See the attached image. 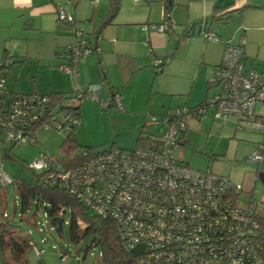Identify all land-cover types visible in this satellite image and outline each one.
Segmentation results:
<instances>
[{"label":"built area","instance_id":"obj_1","mask_svg":"<svg viewBox=\"0 0 264 264\" xmlns=\"http://www.w3.org/2000/svg\"><path fill=\"white\" fill-rule=\"evenodd\" d=\"M56 14L74 36L66 49L67 60L59 68L79 78L82 61L98 54L99 47L66 5H58ZM203 24L200 32L205 38L220 39L212 28H205V21ZM175 26L166 13L161 23L144 24L142 29L167 33ZM13 62L14 53L7 50L0 63V131L8 142L15 147L25 142L36 145V131L41 128L73 137L81 124L83 100L87 97L99 101L102 84L65 93L61 100L40 90L19 93L7 84ZM151 62L157 72L164 70L161 57L152 54ZM211 83L219 86L220 92L202 104L174 108L148 119L146 126L154 125L161 131L144 133V146L102 151L83 147L79 153L85 158L66 168L60 167L58 159L62 158L41 152L28 166L47 173L53 185L65 188L93 213L114 219L129 250L144 246L143 252L136 255V264H264V247L257 241V202L241 199L242 184L211 169L193 168L175 153L187 130L186 117L202 118L211 109L216 119L232 118L239 129L247 125L264 129V114L256 112V106L264 104V75L247 66L242 44L226 40ZM112 104L119 111L125 110L119 92L113 94ZM102 105L107 107V103ZM260 149L253 151L248 160L261 162ZM2 179L13 182L5 174ZM31 244L41 256L44 249Z\"/></svg>","mask_w":264,"mask_h":264},{"label":"crops","instance_id":"obj_2","mask_svg":"<svg viewBox=\"0 0 264 264\" xmlns=\"http://www.w3.org/2000/svg\"><path fill=\"white\" fill-rule=\"evenodd\" d=\"M58 5H66L82 27L93 28L91 32H87L90 38L96 41L100 50L98 54L82 61L79 78L63 71L65 74L56 73L50 66L53 63L60 66L66 62L67 46L74 41L69 27L58 21L56 14ZM216 8H219L218 12ZM110 9V0H0V32H6L9 25L14 23V18L20 17L25 20L27 27L32 26L37 30V40L40 42V47L33 51L30 40L24 45V41H16L11 36L4 40L0 38V48L2 47L0 63L6 56L7 44L13 46L16 43L19 53L16 56L13 51L14 59L15 57L21 59V65H25L26 60H37L39 70L36 75L31 76L30 86L18 84L21 89H27L26 93L33 90H40L43 93L48 91V94L65 93L85 88L89 84L101 83L98 102L102 107L103 103H107V107L99 108L98 112L105 117L120 119L128 124L127 130L115 132L114 136L104 140L103 143H111L110 148L118 142H125L127 135L132 137L136 147H139L140 135L147 133L144 121L149 114L164 115L174 108H192L220 92L221 88L213 85L211 80L222 61L227 39L235 44H242L247 66L264 75V0H122L114 21L100 30L102 20L109 15ZM228 11H232L230 14L240 13L239 24L231 25L229 29L218 30L221 34L219 40L207 39L201 32L186 36L194 23ZM166 13L170 14L176 25L173 30L158 33L153 29H142L144 24L161 23ZM83 22L87 23L83 25ZM152 54L163 59L162 72H157L152 66ZM15 62L17 61L14 60L12 68L10 67L11 71L9 69L7 74V77L10 75V79L14 81L17 75ZM46 69L51 74V82H46L44 72ZM7 84L9 85L8 81ZM115 92L121 94L125 107L124 111L118 113H114L113 109L116 107L112 104ZM106 108H109V111H105ZM208 113H211L215 120H219L214 117L212 110ZM83 114L85 113L82 103L80 126L85 125ZM204 117L197 118L193 115L186 117L187 130L183 134L180 147L175 151L176 156L185 163L190 152L187 145L193 143L188 138L190 126L201 124L203 131ZM236 128L240 131L237 124ZM245 131L241 139L246 141L244 146L246 152L259 151V146H264V129L249 128ZM78 134L79 130L75 138L80 144ZM258 136L262 142L257 141ZM209 139L210 135L206 137L202 149L209 157L206 160L207 165L211 167L209 169L228 176L234 183L242 184L240 195L246 192L242 199L246 203L255 200L259 215L264 216V147L260 149L263 160L259 163L249 161V153L246 156L245 167V164H240L237 160V155H227L228 150L224 152L212 149ZM233 145L237 149L241 146L237 141L233 142ZM5 153V157L8 158L9 153L7 151ZM190 157L192 159L195 156L191 154ZM3 182L4 180L0 179V184ZM1 193L0 191L2 223Z\"/></svg>","mask_w":264,"mask_h":264},{"label":"rangeland","instance_id":"obj_3","mask_svg":"<svg viewBox=\"0 0 264 264\" xmlns=\"http://www.w3.org/2000/svg\"><path fill=\"white\" fill-rule=\"evenodd\" d=\"M13 22V24L9 25L6 32H0V38H3L4 40L11 36L16 41H24V45L28 40H30L32 50L34 51L38 49V47H40V42L37 40V30L32 26L31 28L27 27V25L25 24V20L20 17H15ZM86 23L87 22H83L82 24L84 25ZM84 28L86 32H91L93 30V28H90L89 26H85ZM1 48L0 52L2 50ZM7 48V50L15 51V55L19 53L17 43L15 45L13 44V46L12 44H7ZM14 60L17 61L14 64V66L17 67V75L15 81L10 79V75H8V86L9 88L11 87L10 89H13V91L15 92L21 91L26 93L27 89H21L20 85L25 84L27 86H30L29 82L31 76L36 75L39 70L38 62L35 59L28 61L26 60L25 65H21V59L15 57ZM50 66L51 68L55 69L56 73L65 74L60 70L59 65L55 66V64L53 63ZM47 67L49 68V66ZM44 72L46 82H51L52 78L49 70L46 69L44 70ZM10 73L12 74L13 72ZM19 83L20 85H18ZM44 93L48 94L49 92L47 91ZM99 108L103 107L98 101L87 97L83 100V113H85L83 114V117H85V125L78 127L76 131L78 132L79 130L78 136L81 146L72 149V151L70 150V156L72 158L81 151L82 147H93L97 151L109 149L111 147V143H103L104 140L109 139L110 137H112V135L114 136L115 132H120L128 129V124L126 122H123L122 120L116 118L110 119L107 116L105 117L98 112ZM113 110L114 113H118L119 111L116 108ZM211 110L213 111V109ZM105 111H109V108H106ZM257 112H261L264 114V106H262L261 103H259V105L257 106ZM154 115L156 114H149L146 121L144 122L147 123L148 119H150ZM204 119L205 126H203V131L200 127L201 124L195 127L190 126L188 138L193 143L192 145H190V143L187 145V149L190 150V152L186 159V162L189 163L191 167L200 170H207L211 168L207 165L206 162V160H208L209 158L206 155L207 153H204L202 151V149L204 148V141L206 140V137H209L210 135L211 139H209V142L212 146V149H217L224 152L228 150L229 153H227V155H237V160L240 161V164H245L244 166L246 167V156L250 153V151L246 152V148H244V146H246V141L242 140L241 136H243L242 134L246 133V129H252V125H247L245 128H238L240 130L238 131L236 128L237 123L232 118L228 120H215L212 114L208 113V115H206ZM243 129L245 130L243 131ZM159 131H161V129L155 127L154 125L147 126L146 128V132L151 134H157L159 133ZM36 136L39 140L38 144L32 145L29 142H25L17 147L8 142L7 137L4 134L0 136V165H2L0 167V179H2L3 175L5 174L10 177L11 180H16L11 183L3 182L2 184H0V191L2 192L1 196L5 200L4 209L7 213L6 217L9 221L17 226H20L22 229L21 233L14 232L13 238L20 244H23L26 240V236L29 235L32 242L36 243V246L39 249H44L42 255L38 256L34 248L32 247V250L28 254L29 264H38L40 258H42L45 264H101V252L97 247L92 246L89 248V251L87 253L85 252V249L91 244V239L88 238L80 244H73L70 241L68 224L65 223L63 225V231L60 234L50 224V219L46 215V209L42 202L39 206H37V203L33 202L30 205L29 210L23 212L17 180H31L32 169H30L27 165L35 158L39 157L41 152H47L56 158L62 159H66L68 156V152L63 147V144L67 139V135L65 133L52 128H41L36 131ZM125 140V142H118V144L114 145V147L122 149L136 148V143L132 137L127 135ZM260 140L261 137L258 136L257 141L259 142ZM235 141L241 144L239 149H237L233 145V142ZM260 142H262V140ZM6 151L10 152L12 156L11 158L5 157ZM191 154L195 156L192 159L190 157ZM201 154L205 156V158ZM239 171L240 170H238V172ZM37 173L40 172L37 171ZM243 194L244 195H241V199L246 196V192H244ZM69 218L70 211H67V213L63 216V219L69 220ZM64 253H66V256L62 258V255ZM23 262L24 259H22L21 261L18 260L17 255L12 250L8 251L5 257L0 245V264H23Z\"/></svg>","mask_w":264,"mask_h":264},{"label":"trees","instance_id":"obj_4","mask_svg":"<svg viewBox=\"0 0 264 264\" xmlns=\"http://www.w3.org/2000/svg\"><path fill=\"white\" fill-rule=\"evenodd\" d=\"M110 2L111 9L109 15L102 20L100 30L114 21L121 8L122 0H110ZM218 11L219 8H216V12ZM230 13H232V11L214 14L210 18L194 23L191 28L188 29L186 36L199 34L204 25L203 21H205V28L209 30L212 28L216 34L220 36L221 34L218 30L224 28L229 29L231 25L239 24L240 17L238 15H240V13ZM65 93H51L50 95L54 99L61 100ZM1 135L2 133L0 131V136ZM142 135H140L139 138L140 146L147 144V139ZM79 146L81 145L77 142L75 135L73 137H67L63 147L68 152V156L66 159H58L60 167L66 168L73 166L85 158V156L80 153L76 154L73 158L70 156V150L72 151V149ZM88 148L94 149L93 147ZM7 152L9 153L8 158H11L10 152ZM14 181L16 180L14 179L13 182ZM17 184L23 212L28 211L33 202L37 203V206L42 202L52 227L61 234L63 225L67 223L69 226L70 241L73 244H80L84 240L90 238L91 244L85 249V252L87 253L92 246L97 247L101 252V264H136L137 256L125 246L120 238L117 224L114 219L102 217L93 213L87 205L69 193L65 188L53 185L51 181L47 179V173H37L32 170L31 180L18 179ZM4 203L5 200L3 198L0 231L2 252L6 257L7 252L12 250L17 255L18 260L21 261L24 259L23 264H29L28 254L32 250V240L30 236L27 235L25 242L20 244L13 238L14 232L21 233L22 229L20 226L9 221L4 215ZM67 211H70V218L69 220H64L63 216ZM259 223L260 233L257 237V241L264 247V216H259ZM38 263L45 264L42 258L39 259Z\"/></svg>","mask_w":264,"mask_h":264},{"label":"water","instance_id":"obj_5","mask_svg":"<svg viewBox=\"0 0 264 264\" xmlns=\"http://www.w3.org/2000/svg\"><path fill=\"white\" fill-rule=\"evenodd\" d=\"M144 250V246H136L135 248H133L131 250V252L134 254V255H139L141 252H143Z\"/></svg>","mask_w":264,"mask_h":264}]
</instances>
